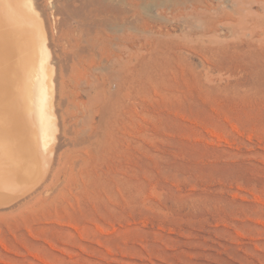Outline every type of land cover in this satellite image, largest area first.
<instances>
[{"label":"rangeland","instance_id":"374dc122","mask_svg":"<svg viewBox=\"0 0 264 264\" xmlns=\"http://www.w3.org/2000/svg\"><path fill=\"white\" fill-rule=\"evenodd\" d=\"M31 1L58 130L0 264H264V0Z\"/></svg>","mask_w":264,"mask_h":264},{"label":"bare ground","instance_id":"6f19581e","mask_svg":"<svg viewBox=\"0 0 264 264\" xmlns=\"http://www.w3.org/2000/svg\"><path fill=\"white\" fill-rule=\"evenodd\" d=\"M4 1L0 0L1 191H6L2 190L5 189V185L7 187L6 189L13 186H16L17 188H26L29 186V184L32 183V181L34 182L33 185L37 184L41 180L43 182V179L49 173L47 171L48 168H51L48 167L49 162L50 165L52 164V162L49 161L48 166L46 164L41 165V160H38V157H40L38 156V154H40L42 150L46 153H42L41 155H46L47 153L53 151V146H55L54 143L56 139V133L58 130L57 115L55 112V104L57 102L55 103V84L53 77L54 67L49 60L50 52L46 51L45 49V47L47 46L45 45L46 43L43 39L44 32L40 31L41 28H44L41 25L39 26V29L38 25L36 24L38 31L36 32V30H34L35 28L32 29L33 25L31 24L34 23L35 25V22L37 21H31V19L28 18L26 19V14L25 16L23 15L24 17L21 16L24 13L21 10H25V12H27V16H30L31 13H33L31 12L32 10L29 9L31 7L24 9H21L19 7L18 10L20 11V13L19 11L18 13L21 14V12H23L20 15L21 17L19 19L25 18V22L28 21L26 24H28L27 27L29 28L27 29L26 26L23 25L25 24L24 22L22 24V22L20 23L18 18H15V20L14 18L10 17V13L14 17V12L12 13V7L9 8L10 5L8 4V2L6 3V1L8 0ZM11 1L12 0H10V3ZM20 1L22 6L25 7L31 6V4L33 3L31 0ZM1 2L6 5L8 4V11H6L5 9L6 5L4 6V4ZM15 5H12L14 7L13 9H16ZM32 7L34 8V6ZM9 9H11V12L9 11ZM31 16L34 20H36V16ZM14 22L16 23V25ZM29 22L32 23L29 24ZM7 23H9L10 25L5 26V24L8 25ZM11 23H14L13 25H15V27L13 25L11 26ZM19 23L23 25L22 31L25 30L24 28H26L27 31L29 29H32L34 31L30 32L29 30V34H26L27 31H24L26 35H23L21 31L18 33L19 27L17 25L20 26ZM22 27L20 26V29ZM33 33L35 36H33V39L35 40L32 39V36L28 38V35H33ZM24 55L28 57L25 58ZM24 62L27 63L24 64ZM25 136L26 138H24ZM27 144L28 146L26 147ZM40 148L42 149L41 151L39 150ZM37 150H39L38 154ZM48 178L50 179V177ZM10 182L11 185H13V183L15 185L10 186ZM21 190L18 191L17 195L20 194ZM8 191L10 195H12L13 190ZM6 193L3 192L5 196ZM1 195L2 192L0 193V199H2L3 197ZM7 197H9V194H7Z\"/></svg>","mask_w":264,"mask_h":264}]
</instances>
